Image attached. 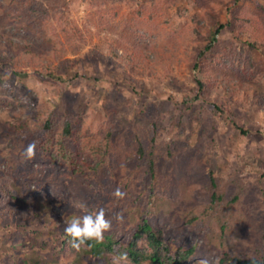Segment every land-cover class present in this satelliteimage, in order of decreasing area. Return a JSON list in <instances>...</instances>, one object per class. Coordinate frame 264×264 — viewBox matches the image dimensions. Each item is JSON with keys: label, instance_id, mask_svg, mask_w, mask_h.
Segmentation results:
<instances>
[{"label": "rangeland", "instance_id": "rangeland-1", "mask_svg": "<svg viewBox=\"0 0 264 264\" xmlns=\"http://www.w3.org/2000/svg\"><path fill=\"white\" fill-rule=\"evenodd\" d=\"M13 3L16 2L0 0V18L17 11ZM55 3L56 8L50 11L51 26L63 24L65 29L77 25L88 41L77 52L65 43H53L52 38L47 40V46L35 49L45 63L54 62L60 47L64 48L60 52L64 57L72 58L73 69L56 70L53 76H47L45 70L32 63L0 68L4 81L3 84L0 80V180L7 190H12L16 174L5 166L4 159L16 156L19 160V144L11 141L12 134L27 122L35 130L41 128L39 116L44 118L51 110L60 122L70 118L77 136L85 140L91 137L99 146L104 145L102 152L107 144L108 153L97 160L105 162V166L109 163L110 170L98 182L93 174L69 170L64 160L55 155L50 159L41 157L43 161L33 164L40 169L35 174L44 177L43 189H37L41 194L39 201L49 198L45 191L57 202L66 193L68 208L93 209L95 213L102 208L105 217L120 222L117 234L123 238L128 237L134 219L122 210L132 205L131 210L146 212L147 219L161 227L164 237L175 246L194 244L192 264L202 259L209 264H224L220 262L223 251L251 255L264 210V0ZM235 14L246 20L244 33L236 37L235 27H224L211 41L212 22H226ZM59 16L64 17L63 23ZM128 24L141 36L144 54L150 59L152 52L157 54L151 66L119 63L115 67L110 60L95 58L109 47L94 50L93 44L127 37ZM0 32L14 39L23 36L10 30L6 21L0 24ZM258 33L263 44L249 50L245 40ZM62 41L67 43L64 37ZM210 42L211 47L198 59V69L209 80L201 91L194 81L198 70L191 66L200 49ZM0 48L9 49L6 41H1ZM114 49L119 54L124 52L117 46ZM128 53L132 55L130 50ZM200 118L201 129H195L194 123L201 124ZM189 120L193 125H188ZM233 121L247 132L240 134ZM141 143L148 149L155 145L159 175L152 186L147 184L146 167L139 168L142 164L138 163L136 150ZM167 147L174 153L169 161H165ZM209 169L220 177L219 190L225 200L235 193L239 195L237 205L227 208L232 210V217L225 209L228 215L223 219L224 229L213 215H205ZM30 187L20 189L19 194L32 198L35 188ZM117 187L126 193L123 199L113 195ZM6 192L0 199V204H4L0 208V247L20 248L21 256L26 254L29 261L39 258L42 264H93L84 256V249L73 248L71 241L65 239L64 228L70 221L62 218L60 211L56 212L54 231L45 230L37 219L31 218L30 228L24 229L18 219L28 218L26 214L33 216V211L25 207L18 210ZM115 202L120 208L117 213ZM118 213L123 219H117ZM238 218L245 219L237 222ZM22 238L24 244L19 243ZM16 256H0V264H15ZM108 259L113 264H131L124 256L110 255Z\"/></svg>", "mask_w": 264, "mask_h": 264}, {"label": "trees", "instance_id": "trees-1", "mask_svg": "<svg viewBox=\"0 0 264 264\" xmlns=\"http://www.w3.org/2000/svg\"><path fill=\"white\" fill-rule=\"evenodd\" d=\"M52 1L53 3L50 0H14L16 3L13 4L16 6L17 11L8 13L5 17L0 18V24L6 21V25L10 30H17L23 34V36H20L19 38L17 37L18 39H14L12 36L5 37L3 35L4 33L0 32V43L1 41H6V46L9 47L8 50H2L0 48V68L9 67L10 65L13 66L14 64L19 66L32 63L37 68L45 70L47 76H53L55 71L59 69L68 70L74 68L72 58L68 56L64 57V55L60 53L64 50L63 47L59 48V54H54V62L46 63L41 60L39 57L40 55H38L37 50H35L40 46L46 45L47 40L51 38L53 43L54 41L59 42L60 44L65 43L69 49H72L74 52L80 51L88 41V36H86L83 31L78 30L77 25H74L73 27L71 25L70 28L65 29L63 28V24H60L59 26H51L49 23L51 19L50 11H53L57 6V3H55L56 0ZM21 2L22 4H20ZM59 17L61 18L60 23H63L64 17ZM245 22L246 20L244 21L243 19H240L237 15L235 18H231V20H227L226 22H212L213 25L210 26V40L214 41V35L224 27H235L237 32H235V36L238 37L246 30ZM241 24L243 26L240 27L239 25ZM127 28L125 27L127 37L123 36L116 38L111 42L101 45L94 43V50H101V48L105 46L109 47V50L105 54L99 51L97 56L95 55V58L99 60H110L114 65H116L115 67H117L119 63H125L129 67H135L136 65L143 66L144 63L151 66L155 59V53L152 52V55L150 54L152 59L146 56L142 49V44L144 45V43L141 36L137 34V29L130 24H128ZM88 31L90 32L89 29ZM255 32L257 33L258 31ZM48 36L50 37L47 38ZM255 36L256 37H251L249 41L245 40L248 44L247 46L249 47V50L258 48L263 44L259 37V33ZM60 37H64L67 40V43L62 41V38ZM14 46L16 47L15 49H13ZM116 46L120 47L124 52L119 54L114 49ZM210 47L211 42L206 44L204 48L200 49L194 59V63L191 66L192 68H196V70H198L199 74L195 76L194 81L196 82L198 89L201 91H203L204 88L206 89V84H208L207 81L209 80H207L206 74H203L202 69H198V59L200 56L204 55L205 50ZM128 50L131 51L132 55L128 53ZM15 71H13V73H15ZM1 81L4 84V81ZM39 121L41 123V128L39 127L37 130L33 129L27 122V125L22 129L19 128L21 126H18V124L17 126L19 129L15 131V135L12 134L14 137L11 138V141L16 140L19 144L16 149V155H19V160H17L16 156H9L8 159H4V163L5 166L12 171V173L16 174V177H13L12 180V190H7L8 188L5 183L0 180V199H4L5 194L3 191H7L6 194H8L9 201H11L18 210H22L23 207H25L33 211V216L26 214L28 218L18 219V221L22 222L20 224L23 225L22 227L24 229L30 228L29 224L32 219H37L45 230L52 232L57 229L54 224L56 212L58 213L60 211V216L62 218L71 221L76 217H83L86 214L95 215V211L93 209L86 211L76 210L71 206L68 208L66 205L69 204V202L67 201L68 195L66 193H63L64 195L62 196L60 195L61 200L57 202L55 201V196L54 198H50L47 191H45L44 194L49 198L39 201L38 196L41 194L37 189H43L42 180L44 177L39 174H35V172L39 173L40 169L39 166L33 167L34 162L37 161L38 163L43 161L44 159L41 157L46 156L50 159L55 155L59 157V159L64 160V163L69 167V170L74 173L81 171L82 173H85V175H87V173L93 174L92 177H95V181L98 182L101 181L105 171L110 170V164L106 162L107 165L105 166L103 165L105 162L100 163L97 160L98 156L104 155L106 151V154L108 153L107 144H105V151L102 152L104 145L99 146L97 141H92L91 137L89 139L86 137L85 140V138H82L80 135L77 136L75 133V126L70 118L64 119L60 122L61 120L58 119L50 110L44 118L39 116ZM57 121L59 122L57 123ZM198 122L201 124L194 123V127L195 129L198 128L200 130L201 128L199 127L202 126L203 119L200 118ZM233 124L237 127V129H239L240 134L243 135L247 132V129L239 125L237 122L233 121ZM188 125H193L192 120H189ZM107 135L110 138L109 134ZM20 141L22 143H20ZM33 141L37 144L36 155L33 159L28 160L22 154L23 149ZM106 141H108V139ZM143 144L141 143L138 145L136 156L140 160L138 163L142 164L141 166L139 165V168H142L143 166L146 167L145 171L149 176V183L147 184L151 185L152 181L155 183L158 179L159 173L157 169L159 161L156 159V152L154 150L155 145H151V148L148 149ZM144 146L146 147L145 149ZM165 151L167 155V157H165V161H169L170 157L172 158L174 153L170 147H167ZM90 156L92 157L90 158ZM105 156L102 157L104 158ZM80 160L82 162H80ZM143 161L146 162L145 165ZM30 168H32V170H30ZM219 183H221L220 177L217 176L212 169H209L208 179L205 184L208 204H206L204 211L207 216H209L208 213L213 215L215 221L218 222L222 229H224L226 224L223 222V219H225L228 215L226 210H229L227 208L230 204V206L237 205L235 202L239 200V195L238 193H235L229 200H225L223 191L219 190L221 186ZM30 185H33V188H35V196L30 198L28 195L24 196L19 194V190L22 188H32ZM17 188L18 191L16 190ZM3 205V203L0 204V208H2ZM131 207L132 205H130V207L126 210H122L123 213H126L128 216H132L134 219L133 228L129 232L128 237L123 238L117 234V230L120 228V222L118 220L115 221L111 217H106V219H110L112 222V230L106 231L102 240H88L81 246V248L84 249V256L86 259L88 258L93 264H113L110 262L108 257L110 255H114L117 257L126 256V259H128V262L131 264H192L190 262V258L195 253L194 244L175 246L171 240L164 237L163 229L161 227L153 225L152 222L147 219L145 216L146 212L142 213L138 208L131 210ZM114 210L116 213L119 212L120 208L118 202H115ZM229 216H233L232 210H229ZM244 219L245 218H238L237 222L244 221ZM35 231L39 230L36 229ZM23 238L19 242L20 244H22V242L24 244V241H22ZM65 239L71 241L72 238L66 234ZM253 243L256 247L251 255L246 256L238 253H231L229 251H223L221 253L220 262L224 264H264V210L260 215L258 234ZM4 248H6L4 245L0 247V256L13 257L14 255H17L16 257L18 258L17 260L15 259V264H23L24 262L27 264H42V262L39 261V258L29 261L26 259L29 258L26 254L23 253V256H21L20 248L14 250ZM9 250L10 253L7 254V251Z\"/></svg>", "mask_w": 264, "mask_h": 264}, {"label": "clouds", "instance_id": "clouds-1", "mask_svg": "<svg viewBox=\"0 0 264 264\" xmlns=\"http://www.w3.org/2000/svg\"><path fill=\"white\" fill-rule=\"evenodd\" d=\"M37 144L35 141L29 143L23 149V156L31 160L36 155ZM113 195L117 198L123 199L126 193L121 191L117 187ZM117 219H123L122 214H117ZM112 227V222L110 219H106L105 212L101 208L98 212L93 214H86L83 217H76L68 222L64 228L67 236L71 237L72 247L79 250L82 245H84L88 240H102L103 235L106 231H109ZM126 258V256H125ZM198 264H209L207 259H202Z\"/></svg>", "mask_w": 264, "mask_h": 264}]
</instances>
